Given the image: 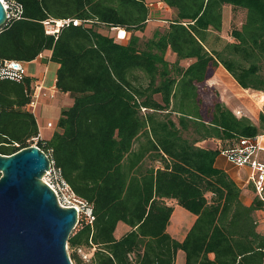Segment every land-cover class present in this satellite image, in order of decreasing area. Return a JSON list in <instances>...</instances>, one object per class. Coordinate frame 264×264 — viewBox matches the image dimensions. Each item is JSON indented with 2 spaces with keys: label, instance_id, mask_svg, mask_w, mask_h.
<instances>
[{
  "label": "trees",
  "instance_id": "1",
  "mask_svg": "<svg viewBox=\"0 0 264 264\" xmlns=\"http://www.w3.org/2000/svg\"><path fill=\"white\" fill-rule=\"evenodd\" d=\"M164 1L178 16L159 45L192 61L186 67L176 62L177 73L159 86L162 55L138 48L133 35L124 44L95 28L129 35L144 30L151 19L145 0H6L9 13L15 11L0 27V62H30L51 51L50 60L60 65L56 86L74 103L62 111L60 130L44 139L27 108L36 78L1 80L0 153L37 143L93 204L94 224L68 240L71 249L95 245L93 264H176L179 249L186 264H264V235L253 218L264 201L257 196L246 206L241 188L215 164L225 140L264 134V112L257 124L238 117L220 97L209 105L203 97L220 65L241 87L264 92V0ZM227 4L245 9L246 19L232 31V41L213 48L211 29L223 30ZM63 19L81 23L71 22L57 35L46 32L45 21ZM209 140L218 146L204 145ZM172 199L197 216L182 242L167 232ZM120 222L130 229L117 238ZM71 258L82 262L75 252Z\"/></svg>",
  "mask_w": 264,
  "mask_h": 264
},
{
  "label": "water",
  "instance_id": "2",
  "mask_svg": "<svg viewBox=\"0 0 264 264\" xmlns=\"http://www.w3.org/2000/svg\"><path fill=\"white\" fill-rule=\"evenodd\" d=\"M7 20L0 0V27ZM50 166L36 145L0 153V264H72L67 244L77 210L61 206L44 182Z\"/></svg>",
  "mask_w": 264,
  "mask_h": 264
},
{
  "label": "rangeland",
  "instance_id": "3",
  "mask_svg": "<svg viewBox=\"0 0 264 264\" xmlns=\"http://www.w3.org/2000/svg\"><path fill=\"white\" fill-rule=\"evenodd\" d=\"M145 2L149 7L151 19L147 23L144 30L131 31L130 35L126 32V37L124 39H121L119 36V30H117L116 28H107L103 25L97 26L95 28L100 33L112 37L118 42H122L124 44H128L129 42H131V35H133L138 48H152L154 52L162 55L163 57L158 62L160 73L158 84L160 86L164 78H166L167 76H174L177 73L175 71L177 66L176 62L180 67H186L191 63L192 60H178L176 54L169 48L162 49V47H160L159 45L160 37H162L166 33L171 22H173V20L177 18V10L174 7L169 6L164 0H145ZM10 11L14 12L15 9H12ZM245 19V9L234 7L233 5H225L223 30L217 31L211 29V33L209 36L210 46L213 48L221 49L226 42L232 41V31L236 28H240ZM49 26L50 28L53 27L52 24ZM44 58H47L46 53L44 54ZM143 82H146V80H143ZM208 84L209 86L206 87L203 92V97L205 98L207 105H209L217 97H220L222 102H224L230 109H232L234 113L237 109H240L242 110L241 116H247L249 118H252L253 114H256L258 116V119H255V121L258 122L257 124H260V115L258 113L259 104L262 105L261 113L264 112V95L261 94L262 91L245 89L241 87L234 79V77L224 68L223 65H220L216 69L213 76L208 80ZM257 93H259V95H257ZM155 98L158 101H161L160 94L155 95ZM246 104H248L251 110L248 108V106H246ZM203 114L206 120L210 117L209 112H207L206 110H203ZM37 116L39 119H42L45 117V112L38 111ZM172 119L175 123H178V115L173 114ZM183 135L185 137H190L191 130L184 131ZM235 140L236 139L225 140L221 145L224 147L234 146L236 145ZM205 145H208L210 147L218 146L214 141L206 142ZM211 196L212 195L208 193V197L211 198ZM178 206L179 207H177L175 213V216H177L176 218L180 217L184 219L188 216L190 217V219L189 221L187 220V222H190L191 218L194 217V214L183 206ZM180 211L181 213L179 215ZM127 226L128 225L126 223L120 222L116 230V235H121V233ZM68 252L72 254L71 248L68 249ZM81 264L86 263L82 261Z\"/></svg>",
  "mask_w": 264,
  "mask_h": 264
},
{
  "label": "built area",
  "instance_id": "4",
  "mask_svg": "<svg viewBox=\"0 0 264 264\" xmlns=\"http://www.w3.org/2000/svg\"><path fill=\"white\" fill-rule=\"evenodd\" d=\"M4 2L5 8L7 9L8 17L13 12L8 11L9 5L6 1ZM73 22L74 24H80V20L73 19H63L55 21H45L46 32L49 34L57 35L60 32V29L67 24ZM53 25L50 28L49 25ZM119 30V36L121 39L126 37V30L121 28H116ZM124 30L125 34H121V31ZM44 58V54L39 56ZM27 75V69L23 61L18 60H6L0 62V81L3 79H10L14 81H22L23 78ZM46 87L44 86V80L41 83H36L34 92L32 94L31 100L27 105V108L31 111H34L37 107L39 100L42 95L48 93L45 92ZM51 97H54V94H50ZM235 114L238 117L241 116V110L235 111ZM48 126H52V122H48ZM33 145H37L34 143ZM220 155L224 156L231 163L237 167L249 166L251 168V173L249 175V181L254 185L256 195L264 201V134H260L256 137H242L236 145L234 146H220ZM51 161V160H50ZM46 178V179H45ZM44 182L47 183L55 192L58 202L63 207H75L77 210V222L75 228L72 232L74 235L77 231L83 228L85 225H93L95 222L94 206L92 203L86 199L80 197L72 188V186L65 181L59 171L55 168L51 161L50 169L47 171L46 175L43 178ZM69 249V244H67ZM96 246H76L72 248V252H75L80 259L86 264H93V252L95 251ZM70 260L72 264H76L75 261L71 258V253H69Z\"/></svg>",
  "mask_w": 264,
  "mask_h": 264
},
{
  "label": "crops",
  "instance_id": "5",
  "mask_svg": "<svg viewBox=\"0 0 264 264\" xmlns=\"http://www.w3.org/2000/svg\"><path fill=\"white\" fill-rule=\"evenodd\" d=\"M45 53L47 55V58L38 57L36 60L30 61V62H24V64L27 69V75L36 78V83L39 84L42 82V80H44V86L46 87L45 92L48 94L42 95L41 99L39 100L37 104L36 109L33 112L37 118L41 138L51 139L54 136V134L60 130V127L58 126V122L61 117L62 111L73 105L74 98L69 93L61 92L57 88L56 86L57 71L60 65L50 60L51 51H46ZM50 94H54V97H51ZM261 94L264 95V92H261ZM257 95H259V93H257ZM246 106H248V104H246ZM237 110H240V109H237ZM261 110H262V105L259 104V107H258L259 115L261 114ZM38 111H41V112L44 111L45 117L42 119H39L37 116ZM251 119H253L255 123H258L257 121H255V119H258V116L256 114H253V117ZM48 122H52V126H48ZM206 142H212V140H209ZM216 147L217 146L211 147V148H216ZM215 164L217 167L227 172L229 176L238 184V186L242 190L241 191L242 202L246 206H251L255 202V199H257L254 185L249 181V175L251 173V168L249 166L237 167L220 154L217 156ZM167 203L173 206V213L171 215L170 221L167 226V232L171 235L173 239H176L182 242L186 238L192 226L194 225L197 219V216L194 214V217L191 218L190 222H187V220L189 221L190 219V217L188 216L185 217L184 219L180 217L176 218L177 216H175V213H176L177 207H179L178 202L172 199V200H168ZM180 213L181 211L179 212V215ZM253 218H254V222L256 225V231L264 235V205L262 207H259L253 212ZM118 226H119V223H118ZM129 229L130 227L127 226L123 230L121 235H116V231H115L116 237L117 238L122 237L126 232L129 231ZM209 256L211 258H214L213 253H210ZM175 261H176V264H186L185 251H183L182 249H179L177 251Z\"/></svg>",
  "mask_w": 264,
  "mask_h": 264
},
{
  "label": "bare ground",
  "instance_id": "6",
  "mask_svg": "<svg viewBox=\"0 0 264 264\" xmlns=\"http://www.w3.org/2000/svg\"><path fill=\"white\" fill-rule=\"evenodd\" d=\"M121 34H122V35H123V34H125V31H124V30H122V31H121Z\"/></svg>",
  "mask_w": 264,
  "mask_h": 264
}]
</instances>
